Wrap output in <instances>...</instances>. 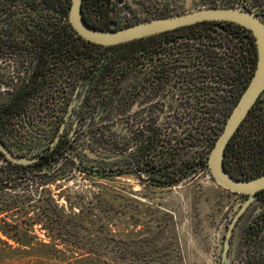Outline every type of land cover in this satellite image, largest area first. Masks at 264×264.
<instances>
[{
  "label": "rangeland",
  "instance_id": "rangeland-1",
  "mask_svg": "<svg viewBox=\"0 0 264 264\" xmlns=\"http://www.w3.org/2000/svg\"><path fill=\"white\" fill-rule=\"evenodd\" d=\"M210 4L243 8L239 0H114L107 15L123 26ZM43 14L46 11L38 7L33 21ZM125 72L126 68L101 80L97 73H86L78 82L79 97H74L73 76L69 80L65 71L53 68L25 109L4 125L0 134L14 152L36 156L53 141L62 118H68L70 133L74 108L86 99L88 102L70 153L28 170L0 155V264H241L251 252H264V226L256 245L241 242L248 222L264 210L263 196L247 207L223 254L226 227L246 197L218 186L208 166L201 164L171 184H156L149 171L137 167L139 148L144 144L141 136L148 134L150 122L170 129L181 122L176 131L183 135L193 122L209 114L200 111L214 106L196 102L222 99L202 97L197 85L184 82L183 91L177 94L189 104L154 106L151 89L140 88L137 68ZM14 78L10 76L13 84ZM1 88L0 100L10 92ZM212 91L210 88L208 94ZM259 107L264 118V102ZM228 108L230 105L223 109ZM227 116H220L216 129L223 128ZM113 121L123 125L125 151L121 155L105 153L89 142L93 124ZM149 155L158 159L160 153L156 149ZM80 160L83 166L120 160L131 169L98 175L79 167Z\"/></svg>",
  "mask_w": 264,
  "mask_h": 264
},
{
  "label": "flooded vegetation",
  "instance_id": "flooded-vegetation-1",
  "mask_svg": "<svg viewBox=\"0 0 264 264\" xmlns=\"http://www.w3.org/2000/svg\"><path fill=\"white\" fill-rule=\"evenodd\" d=\"M113 1L114 0H83L82 13L84 20L100 25L110 24L113 22V19L107 15V11L112 9ZM239 1L243 6V8L240 9H253L264 23V0H253V4H249L246 0ZM136 22H128L123 26L120 25V27ZM204 22H206V24L192 28L184 26L155 35L142 37L140 38V50L136 52L138 57L137 60L131 61L128 59L125 61L123 71L124 68H126L125 73H128L130 68H137L140 88L144 89L148 86L151 89L149 93L152 95L151 102L154 106L156 105L160 107L189 104L187 101L180 99L179 97L181 95L177 94L180 91H183L182 88H180L181 85L186 84L197 85V93L202 97L207 96L208 98L211 97V99H213V97H218L219 99H222L221 101L215 102L205 101L195 103V105L201 106H234L245 89L255 70L257 60V48L252 32L229 21ZM199 27L201 29L197 30ZM199 30L202 32L201 34L194 35L192 33ZM247 30L250 31L251 34H249ZM46 39L47 31L44 30L40 40L44 41ZM34 40H38V38L33 34L32 0H0V75H3L0 76V85L2 86L1 90L10 91L5 95L6 97L4 99L0 100V105L12 102L19 89L29 78H31L33 66L43 62V58L39 56L37 52H33L32 50V43ZM135 63L136 67H133ZM74 64L75 65L72 68L73 96L79 97V92L77 90L79 87L78 82L81 77L84 78L85 75H82L78 62L76 61ZM70 70L71 68L66 70L68 74ZM14 74L19 76L14 78ZM68 74L66 73V75ZM6 75H8L9 78H7ZM10 76L14 78V81L16 82L15 84L10 80ZM70 78L71 77L69 76L68 79L70 80ZM241 81H244V83L247 81L242 90L240 85ZM184 82L186 84H183ZM217 87L219 89H217ZM210 88H212V90L214 89V91L208 94ZM31 97L32 96H21L22 104L26 105ZM147 99L148 98H141L142 101ZM263 102L264 91L254 105L257 104L259 106L263 104ZM257 105L256 107H258ZM87 106L88 102L86 99V101L84 100L81 104L78 103L74 108L75 117L72 119L74 124L70 129V133H68L72 145L76 140L75 135L73 136V134L79 133L81 129L84 114L88 109ZM60 122L61 124L58 127L56 136L49 145L53 142H55L54 145H57L60 142L59 139L61 135L64 132H67L68 118H62ZM1 138L2 140H0L13 153L25 156L14 152L5 139H3L2 136ZM47 147L43 152L36 154V156L42 157ZM0 155L6 160L3 154L0 153ZM6 161L10 164L20 165L26 168L30 167L32 164L22 165L14 164L8 160ZM130 169L131 166L129 165L125 167V170L127 171ZM263 190L257 192L254 199H259L263 196L264 202ZM247 207L233 227L229 247L236 228L240 224ZM230 222L231 220L229 223ZM263 226L264 210L259 212L253 222H248L247 228H245V231L242 233L241 242L252 243L253 241V244L256 245V240L261 238L259 233ZM255 253L256 251L251 252L253 257L250 255L249 258L241 262V264H247L259 256H264V252L262 251H259L258 254Z\"/></svg>",
  "mask_w": 264,
  "mask_h": 264
},
{
  "label": "trees",
  "instance_id": "trees-1",
  "mask_svg": "<svg viewBox=\"0 0 264 264\" xmlns=\"http://www.w3.org/2000/svg\"><path fill=\"white\" fill-rule=\"evenodd\" d=\"M69 6L70 0H32L33 11L38 7L46 11L40 20L33 21V34L38 40L32 43V50L43 58V62L33 66L31 78L19 89L14 100L0 105V132L10 118L25 109L26 105L22 104L21 96H33L51 69L56 68L68 74L66 70L71 68L68 74L71 77L74 62L77 61L82 75L97 73L98 79L101 80L105 75L123 71L124 62L128 59L137 60L136 52L140 50V39L111 46H102L84 40L76 33L68 20ZM209 6H215V4ZM86 22L101 29L120 27L114 21L106 25ZM202 24L206 22L185 27L192 28ZM44 30L47 31V39L41 41ZM247 32L251 34L250 31L247 30ZM192 33L195 35L202 32L199 30ZM246 82H240L241 90ZM256 105L250 109L225 149L224 167L227 172L237 178H252L264 173V118L260 112L261 105H257L258 107ZM223 108L225 105L205 107L200 112L203 114L208 112V116L193 122L189 128L185 129L183 135L176 131L181 122L173 123L171 129L168 126L156 127L153 126V122H150L146 128L148 134L141 136L144 138V144L139 148L138 170L149 171L152 181L156 184H171L180 180L196 164L207 167V155L222 130V126L216 129L215 124L222 121L221 115L226 117L230 113L233 105L227 110ZM123 110L122 107L120 111L123 112ZM92 126L94 129L89 134V142L92 146L105 153L117 155L124 153L123 125L120 121L101 122ZM0 139L2 140L1 136ZM59 140L57 145H48L43 156H39L40 159L32 163L30 167L56 161L60 155L70 153L72 141L68 133L64 132ZM156 149L160 153L158 159L149 155L150 151ZM78 166L98 175L119 174L125 170L120 160L113 164L102 160L94 161L90 166H83L80 160ZM15 167L28 170L20 165ZM22 173L27 174V172ZM247 264H264V256H259Z\"/></svg>",
  "mask_w": 264,
  "mask_h": 264
},
{
  "label": "water",
  "instance_id": "water-1",
  "mask_svg": "<svg viewBox=\"0 0 264 264\" xmlns=\"http://www.w3.org/2000/svg\"><path fill=\"white\" fill-rule=\"evenodd\" d=\"M82 2L83 0H70L68 20L76 33L84 40L102 46L126 43L204 21H229L252 32L257 48L255 70L227 116L222 131L216 138L206 158L210 177L218 186L234 194L246 196L244 203L235 212L225 232L223 243V254H225L229 247L230 237L236 221L255 198L256 193L264 189V173L252 178H237L226 171L223 162L225 149L231 137L235 134L254 103L264 91L263 21L250 8L244 10L237 7L210 6L168 16L154 17L117 29H101L91 26L84 20ZM0 153L4 155L6 160L14 164L27 165L40 159L37 156L28 157L15 154L1 140Z\"/></svg>",
  "mask_w": 264,
  "mask_h": 264
}]
</instances>
